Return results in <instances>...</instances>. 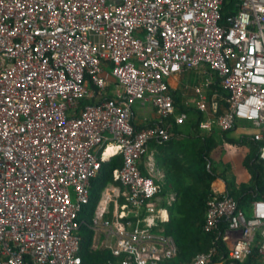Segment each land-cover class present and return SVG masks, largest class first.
<instances>
[{
	"label": "built area",
	"instance_id": "obj_1",
	"mask_svg": "<svg viewBox=\"0 0 264 264\" xmlns=\"http://www.w3.org/2000/svg\"><path fill=\"white\" fill-rule=\"evenodd\" d=\"M109 63L118 88L105 98ZM206 67L228 95L209 98L215 77L205 71L199 108L207 111L210 101L216 113L221 99L228 108L203 126L228 131L250 122L264 161V0H0V264H87L81 214L113 154L124 158L114 181L125 191L114 184L104 191L92 228L116 239L95 249L123 258L103 264H174L177 243L154 233L163 219L150 203L161 186L140 162L151 139L170 138V78ZM85 98L103 99L81 108ZM139 101L156 106L155 126L133 124ZM112 201L120 208L114 224L106 219ZM250 208L232 195L214 196L206 229L228 223L219 231L228 253L215 243L192 264L252 256L264 264V198Z\"/></svg>",
	"mask_w": 264,
	"mask_h": 264
},
{
	"label": "crops",
	"instance_id": "obj_2",
	"mask_svg": "<svg viewBox=\"0 0 264 264\" xmlns=\"http://www.w3.org/2000/svg\"><path fill=\"white\" fill-rule=\"evenodd\" d=\"M121 1L122 0H111L112 4H116ZM205 71L210 74H213L215 77L213 84L207 90L209 98H211L215 91H219L218 87L220 84L218 82L219 77L217 76V72L213 71L212 69H209L208 67L200 70L188 71L180 75L177 74L170 78L174 99L175 97H178L180 100L178 101L179 106L176 107V103H175V107H176L175 113L171 115V117H169V119H167L165 122L166 127L170 132V138L164 142H160L158 139H151L149 142L147 154L142 158L140 162V168L142 173L147 176H152L157 182V184L161 186V193L158 199H154L150 203L151 205H154L156 207V209L158 210V215L160 216V218L163 219V221L158 222V224L154 227L155 234L168 235L166 233V227L164 226V224L169 222V220L171 219L170 207H172L175 202L179 201L180 195L184 191L182 190V187L185 184L184 183L185 178L193 180L196 177L195 170L189 171L190 170L189 166L197 164L199 158L198 155H200V153L196 151L197 150L196 147H191L192 145L191 139L193 138L194 132L188 128L189 123L197 120L196 117L194 116V114H196L194 113L196 109L204 116V121L201 124V129H203L201 130L202 131L201 134H203V136L205 134H206L205 136H213L217 140H221V139L223 140L221 144L222 147H219L218 150L215 149L214 151H212L213 156L211 158L213 159V163L218 165V163L221 161V157L214 159V154L216 151L219 153L220 149L223 148V150H225L228 153V159H226L227 154L225 152L222 160L226 163L233 162L234 166L236 167V174L238 175L236 184L239 186L241 183L249 182L251 179V173L244 165V160L246 156L249 154L250 149L246 145L241 146V143L238 141H240L242 136L245 134L251 135V133L254 132V125H252L248 121L239 120L237 121L238 128L232 132L223 130L216 123L213 124L211 128H206L203 126L210 119L216 120L217 117L222 113H224V111L228 108V103L225 99L224 100L221 99L220 108L216 113L212 114L210 101H208L209 109L207 111H203L199 108L198 102L200 100V97L196 94V87L199 84H201L205 80V78L209 75L205 73ZM108 76L109 74H107V77ZM108 80H109L108 86L106 91L104 92L105 98H107L106 96L108 95L109 85L112 86V97L116 95V91L118 88V84L114 77H111L110 79L108 78ZM91 87L93 86L91 85ZM219 93L221 95H225L223 92L219 91ZM183 108L185 109L184 111ZM189 108L194 110L192 111L191 115L188 114V112H186V110ZM183 115H186V117L184 121L180 122L179 118L182 117ZM172 119L177 120L175 125L173 124ZM159 120L160 119L157 108L152 102L139 101L134 106L132 122L136 127H140L141 129L153 127L156 125V123H158ZM177 124L179 125V129L176 126ZM107 154H109V152ZM115 157H120V155H115V154L110 155L109 159L106 162L111 161ZM235 158H238L239 162L236 163V161H234ZM211 166H212V162L209 165V167ZM104 181L105 180L99 181V179L98 181H96L95 179L93 183H91L93 198L91 199L90 204H93V211L92 213H90V217L88 216V219H90L88 225L93 232V238H92L93 240H92V244L90 245V254L92 255L94 253H101L102 254L101 256L103 257V260L99 261L98 264L108 263L109 261L112 260L120 261L123 258V257L114 256L113 253L110 251L111 248L95 249L96 245H100V246L103 245L104 247H107V245L114 246L116 242L115 238H107L103 233H99L97 236L95 230L92 228L93 217L95 216L97 206L103 196L104 191L108 189V187H110L111 184L120 187L119 189L121 191H125L124 187L120 183L115 182L114 180L108 181L106 183ZM217 196H222V195H217ZM126 203H127L126 197L122 196L121 199H119V204L123 205ZM119 209L120 208L117 209L115 202L112 201L110 205V213L106 216V219L109 220L112 224L115 223L114 221L116 220L117 215L119 213L117 210ZM145 212L146 211L143 210V213ZM82 220L85 222L86 218L83 217ZM131 220L136 225V219L133 217V219ZM168 236L172 237L171 235ZM80 253L83 256L82 248ZM199 253H203V252H199ZM199 253H197L196 256ZM196 256L194 257L192 262L183 263V261L180 259L181 257L178 250V256H176L173 263L192 264ZM86 263L92 264L88 260Z\"/></svg>",
	"mask_w": 264,
	"mask_h": 264
},
{
	"label": "trees",
	"instance_id": "obj_3",
	"mask_svg": "<svg viewBox=\"0 0 264 264\" xmlns=\"http://www.w3.org/2000/svg\"><path fill=\"white\" fill-rule=\"evenodd\" d=\"M227 8L224 9V14H228ZM113 65L109 63L107 67L108 78L113 77L111 75ZM217 84V83H216ZM215 84V85H216ZM94 87V85H92ZM219 91L228 95L219 85ZM107 98L112 97V86L108 87ZM103 99V98H101ZM100 98H85L80 101V107L84 108L90 104H97L101 102ZM179 98L175 97L176 107L178 105ZM185 109L183 108V111ZM191 108L187 109L186 112L191 115ZM194 116L196 121L189 123V129L193 131L194 135L191 139V147H196L198 155V162L196 165L189 166V171L195 170L196 177L184 180V185L182 187L183 193H181L179 201L175 202L172 207H170L171 219L169 222L165 223L166 233L171 235L177 242L178 250L180 254V259L183 263H190L193 261L194 257L199 252H207L215 245V243L220 245V250L226 255L228 249L222 236L219 237V231L224 232L228 227V223L223 221L218 230L208 231L206 229L207 223V211L209 207L210 200L217 195L230 194L235 197L240 206L245 207L250 210V205L253 201L264 198V161L261 159L260 150L262 143L256 141L253 138V133L251 135H243L241 140L238 141L242 145L249 147V154L244 160L245 167L251 173V179L249 182L241 183L239 186L236 184L238 175L236 174V167L233 162H224L222 160L225 150L220 149L219 154L221 156V161L218 165L213 163L212 151L218 150L222 147L221 144L223 140H217L213 136H203L201 129V124L204 121V116L197 109L194 111ZM173 124H176V119H172ZM179 129V125H176ZM136 127V126H135ZM138 130H143L140 127H136ZM238 128V123L235 124V128L228 132L235 131ZM253 128V127H252ZM212 134V133H211ZM196 136V137H195ZM195 137V138H194ZM212 162V166L209 165ZM124 165V158L122 155L120 157H115L111 161L103 163V167L99 175L92 180L96 181L105 180L104 182L114 180V171L116 168H121ZM225 167H223V166ZM225 172H221V167ZM231 173V174H230ZM104 184V183H103ZM226 185V186H225ZM93 198V194H92ZM93 211V204L87 205L81 214V218L85 217V224L82 226L80 233L83 236L82 249L83 257L85 261L87 260L92 264H98L99 261L103 260L101 253L90 254V245L92 244L93 232L89 227L90 213ZM256 257V254L254 255ZM219 258V257H217ZM253 256L249 260L240 264H257L258 262H253Z\"/></svg>",
	"mask_w": 264,
	"mask_h": 264
},
{
	"label": "rangeland",
	"instance_id": "obj_4",
	"mask_svg": "<svg viewBox=\"0 0 264 264\" xmlns=\"http://www.w3.org/2000/svg\"><path fill=\"white\" fill-rule=\"evenodd\" d=\"M226 147H227V146H226ZM227 151H228V149H227ZM226 154H227V155H226V159H228V153L226 152ZM221 156H222V155H221ZM221 156H220L219 153L216 151L215 154H214V159H217L218 157H221ZM234 161H236V163H237V162H239V159H238V158H235ZM222 166H223V165H222ZM222 166L219 167V168H221V169H220L221 172L224 173L225 170L222 169ZM224 167H225V166H224ZM230 174H231V173H230Z\"/></svg>",
	"mask_w": 264,
	"mask_h": 264
},
{
	"label": "bare ground",
	"instance_id": "obj_5",
	"mask_svg": "<svg viewBox=\"0 0 264 264\" xmlns=\"http://www.w3.org/2000/svg\"><path fill=\"white\" fill-rule=\"evenodd\" d=\"M111 152V149L109 150V153ZM166 212V211H165ZM166 214V213H165Z\"/></svg>",
	"mask_w": 264,
	"mask_h": 264
}]
</instances>
